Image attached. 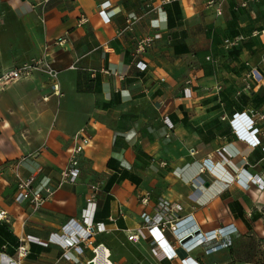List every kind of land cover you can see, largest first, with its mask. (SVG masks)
Here are the masks:
<instances>
[{
    "label": "crops",
    "instance_id": "crops-1",
    "mask_svg": "<svg viewBox=\"0 0 264 264\" xmlns=\"http://www.w3.org/2000/svg\"><path fill=\"white\" fill-rule=\"evenodd\" d=\"M40 1L0 0V76L45 58L59 73L60 91L43 69L0 88V211H8L0 222V264H15L13 247L22 239L48 240L71 219L81 220L94 183L95 220L107 231L82 243L84 263L107 249L102 264H119L106 235L128 236L165 200L203 236L233 228L230 245L208 252L188 250L170 227L174 264L188 256L200 264H264V189L209 172L227 146L236 155L232 174L244 168L264 178V0ZM106 2L109 23L99 14ZM148 36L153 46L138 53ZM238 37L237 45L226 43ZM238 115L254 123L255 138ZM82 130L91 142L79 155L80 179L60 184ZM15 163L35 174L37 185L55 189L37 212L16 202ZM140 241L151 249V239ZM29 247L22 264H78L64 256L74 248Z\"/></svg>",
    "mask_w": 264,
    "mask_h": 264
},
{
    "label": "built area",
    "instance_id": "built-area-1",
    "mask_svg": "<svg viewBox=\"0 0 264 264\" xmlns=\"http://www.w3.org/2000/svg\"><path fill=\"white\" fill-rule=\"evenodd\" d=\"M50 0H41L40 5L48 3ZM175 0H164L163 3H170ZM213 1H210L212 4ZM245 5V4H244ZM110 6V2H106L101 6L99 14L104 22L109 23L111 17L107 11ZM217 12L222 14L221 10L218 9ZM86 19L82 18L81 22H84ZM264 33V29L260 31ZM260 32H255L258 34ZM243 37H238L234 40H226L227 44L237 45ZM64 40H58L56 43H63ZM154 43L153 37H146L139 41L138 43V53H143L148 51ZM137 67L144 71L147 68V64L142 60L136 62ZM35 69L45 70L50 77L54 80V88L56 93H60L59 84L56 83L58 78V71L53 67L52 63L47 61L45 58H41L32 63L24 64L22 66L14 67L7 69L0 76V88H4L8 84L19 80L23 77L31 75ZM256 76V74L254 73ZM191 87H186L184 89V97H192ZM262 119L264 117L262 116ZM241 124V128L247 130L249 135L252 138L257 136V133L250 131V127L254 126V123L251 121L247 123L244 121L242 115L236 117ZM77 143L70 150L72 157L69 161L68 166L62 171V179L60 184L77 183L81 176V167H80V158L81 155L87 146L90 145V138L87 137L84 131H80L76 135ZM220 160L209 170L210 174L216 176L219 179L227 180L228 183L231 181H246L247 187H250L253 184L258 185L259 189H264V178L260 175H252L246 169H239L234 174L231 173L230 166L233 164V159L236 157L227 146H224L217 151ZM14 170V176L16 180V202L18 204H28L33 211H39L48 200L52 197L54 193V187L49 184L37 185V177L35 174L26 175L20 168L19 163L12 165ZM201 172H205V167H201ZM231 177V178H229ZM98 192H99V183H94L91 185V200L89 201L87 207L83 210L81 220L71 219L66 226H64V232L61 234L52 235L48 240H42L35 236H28L25 239L21 240V243L17 247V260L15 264H22L23 260L27 258L31 249L29 247L30 243H37L41 245H49L51 242L57 243L67 249H75L74 254L72 252H65L64 256L68 260L75 261L78 264H97L96 257L84 263L79 258L80 255L84 252V247L82 243L89 241L96 233L106 232L107 223L106 222H96L95 215L98 209ZM144 203L148 202V197L144 198ZM179 206L169 201H161L159 210L154 217H150L148 214L144 213V223L138 227L133 232L128 234V239L130 241L138 242L140 240L152 241V253L159 258L160 260L168 261V264H174V259L178 257L177 251L174 249V246L169 243L166 238V232L171 227L173 232L179 235V242L188 239V242H183V245L187 247L188 250H192L196 247H204L206 251L212 252L216 249L228 246L232 243L231 234L233 233L232 229L222 228L215 230L206 235H202L199 232V227L194 224L191 220L185 223V220H178V211ZM8 218V211H0V222H3ZM115 218L113 216L109 217V222H114ZM175 222V223H174ZM189 230V231H187ZM179 231H181L179 233ZM197 233V234H196ZM209 243H212L210 245ZM97 253V252H96ZM182 264H200L196 259L191 256L181 259ZM107 264H113L107 260Z\"/></svg>",
    "mask_w": 264,
    "mask_h": 264
},
{
    "label": "rangeland",
    "instance_id": "rangeland-1",
    "mask_svg": "<svg viewBox=\"0 0 264 264\" xmlns=\"http://www.w3.org/2000/svg\"><path fill=\"white\" fill-rule=\"evenodd\" d=\"M106 240L119 264H158L152 257L150 244L130 241L125 231L121 234L110 232Z\"/></svg>",
    "mask_w": 264,
    "mask_h": 264
},
{
    "label": "bare ground",
    "instance_id": "bare-ground-1",
    "mask_svg": "<svg viewBox=\"0 0 264 264\" xmlns=\"http://www.w3.org/2000/svg\"><path fill=\"white\" fill-rule=\"evenodd\" d=\"M229 178H231V177H229ZM102 248H104V247H102ZM109 254H110L109 250L104 249V252H103V250H102V251L99 253V255L97 256L96 260H95L96 263H97V264H102V262L105 261L104 258H106L107 256H109Z\"/></svg>",
    "mask_w": 264,
    "mask_h": 264
},
{
    "label": "trees",
    "instance_id": "trees-1",
    "mask_svg": "<svg viewBox=\"0 0 264 264\" xmlns=\"http://www.w3.org/2000/svg\"><path fill=\"white\" fill-rule=\"evenodd\" d=\"M111 162H112V160L109 161V164H111ZM112 182H113V181H112ZM95 216H96V215H95ZM95 221H96V220H95ZM18 246H19V244L15 245V246L13 247V248H14V249H13V253H17V250H16V249H17ZM31 254H32V251H31V253H30V255H29L28 257H30Z\"/></svg>",
    "mask_w": 264,
    "mask_h": 264
},
{
    "label": "water",
    "instance_id": "water-1",
    "mask_svg": "<svg viewBox=\"0 0 264 264\" xmlns=\"http://www.w3.org/2000/svg\"><path fill=\"white\" fill-rule=\"evenodd\" d=\"M206 185H209V183H206ZM188 240H189V238H188V239H186L184 242H188Z\"/></svg>",
    "mask_w": 264,
    "mask_h": 264
}]
</instances>
